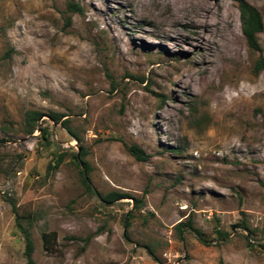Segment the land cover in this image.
Returning <instances> with one entry per match:
<instances>
[{"label":"rangeland","instance_id":"374dc122","mask_svg":"<svg viewBox=\"0 0 264 264\" xmlns=\"http://www.w3.org/2000/svg\"><path fill=\"white\" fill-rule=\"evenodd\" d=\"M200 1L0 0V264H264V31L255 52L238 2L210 0L207 34ZM244 1L264 23V0Z\"/></svg>","mask_w":264,"mask_h":264},{"label":"trees","instance_id":"16d2710c","mask_svg":"<svg viewBox=\"0 0 264 264\" xmlns=\"http://www.w3.org/2000/svg\"><path fill=\"white\" fill-rule=\"evenodd\" d=\"M239 4V10H240V14H241V22H242V32L243 35L245 36L247 43L249 45V47L254 50L255 52H261V48L259 46L258 43V35L261 34L264 31V23H263V18L260 14V12L253 6H251L250 4H248L247 2H245L244 0H236ZM68 8L70 11L73 12H78L81 13L82 9L80 6L74 4V3H69L68 4ZM264 69V59L261 56L260 60L258 61L257 65H256V73H259L260 71H262ZM45 117L42 113L38 112V111H31L28 112L26 115V133L28 135H33L35 132H39L40 136L44 139V140H48V136H49V131L47 128H43L41 126L38 125V123L41 121V119ZM49 119L52 120L53 122L56 123H62L63 127L67 130V132L72 135L76 140H78L77 136L74 134V132H72V130L67 126L68 122L62 121L63 116L58 115V114H50L49 115ZM6 140L0 139V171L2 169V164L4 162V154L2 153L1 150V146L3 145V143ZM127 152L134 157L137 161L139 162H145L147 160V155L143 152V150L141 148H139L136 145H132V146H127L126 147ZM87 156V151L85 149L82 148V151L76 156V160L77 162L83 165V168L85 170V172H89L90 171V167L89 165L84 162V158ZM55 166H53L52 169H58L60 164L63 161V157L62 156H58L55 160ZM83 183L84 185L87 187V189L89 191H92L91 189V180L84 175L83 178ZM126 196L123 194H116V195H109L105 198H103L107 203H112L115 200H121V199H125ZM135 201V206L136 208H140L142 201L141 200H134ZM15 209V205L13 206V210ZM20 218L16 219L17 222V227H19V229L21 230V234L23 235L25 242H26V252L25 255L27 257V259L29 261H31V256L33 253V243L30 239V236L28 234V232L26 230H24V228L21 227V223H20ZM245 229H248L247 226L244 224ZM177 229L182 232L183 229L189 230L192 233H194L196 235V237L204 244H208V241L205 239V235L204 233L200 230L197 229L193 226L192 220L188 219L186 222L181 223L177 226ZM217 235L224 241L227 239L228 235L224 232L218 231ZM56 239V234L55 233H50V234H44L43 235V240H44V245L45 248L48 251H51L53 248V243ZM149 253L151 256H153V252L151 249H149Z\"/></svg>","mask_w":264,"mask_h":264},{"label":"bare ground","instance_id":"6f19581e","mask_svg":"<svg viewBox=\"0 0 264 264\" xmlns=\"http://www.w3.org/2000/svg\"><path fill=\"white\" fill-rule=\"evenodd\" d=\"M209 1L210 0H201L200 3H198L199 7L203 8V10L206 9V11H207V14L202 17V21H201L202 22V27L204 28V32L206 31L207 34H210L211 33V30L209 29V24L211 23L210 21L213 20L212 17H209V14L211 13V10H212V9H210L212 6L209 7V3H210ZM214 1L217 2L216 0H214ZM211 2H212V0H211ZM184 5H185V3H184ZM222 32L223 33H220V39H221V41L218 44V48L220 49L221 56H222L223 59L233 60V59H235V54L237 53L238 48L236 47V44L234 43V39H230L225 34V31H223V29H222ZM205 36L208 37V35H205ZM203 39L205 40V37L202 36L201 37V41H203ZM201 44H203V42ZM203 69L204 70H207L205 64L203 66ZM186 78L185 79H181L180 80V83L186 82Z\"/></svg>","mask_w":264,"mask_h":264}]
</instances>
